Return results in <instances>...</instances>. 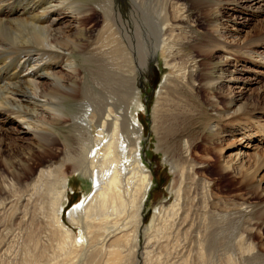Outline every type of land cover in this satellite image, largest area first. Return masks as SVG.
<instances>
[{
	"label": "bare ground",
	"instance_id": "6f19581e",
	"mask_svg": "<svg viewBox=\"0 0 264 264\" xmlns=\"http://www.w3.org/2000/svg\"><path fill=\"white\" fill-rule=\"evenodd\" d=\"M224 1L233 6L217 12L219 24L225 15L234 13L233 7H243L241 0L206 3L219 8ZM125 2L128 16L124 20L114 0H99L95 7L81 0H0V155L5 151L3 143L7 139L17 141L30 136L44 143L46 152L52 156V145L60 139L58 128L69 131L67 142H62L63 159L39 161L35 173L33 165H26V171L33 173L31 178L24 181L23 174H17L9 179L11 185L2 189L15 194L24 216V209L32 211L39 207L50 225L49 236L58 247L55 255L43 252L40 237L33 232L29 234L33 249L28 255L35 257L36 264H53L52 260L60 263L65 259L69 264H152L160 234L169 235L170 231L175 232L178 242L187 239L190 248L186 252L192 260H203L224 236L216 234L213 223L223 224L225 218L230 224L235 214L242 217L248 214L242 208L228 214L227 205L215 199L217 193L209 186L203 168L196 175L198 167L192 159L196 151L186 139L179 144V151L174 152L181 176L176 201L168 208L163 205L155 209L149 224L143 227L151 177L140 155L141 130L136 127V116L130 115L131 105L138 98V73L155 61L158 52L163 53L166 67L179 70L174 58L178 53L177 42L182 43L179 36L184 35L188 14L186 0ZM250 3L249 9L264 12L257 6L260 0ZM95 12L101 16L102 24L96 39L88 43L83 35ZM207 39L201 52L209 57L216 48L229 53L219 41L210 36ZM223 60L221 67L205 73L204 79L208 104L216 117L209 129L213 144L217 145L214 150L218 165L221 173L229 172L240 183L246 174L247 183L260 190L263 147L255 146V153L250 155L238 142L246 139L252 148L255 138L250 131L242 132L233 126L235 116L248 107L246 102L241 103L245 94L234 93V88L240 90L245 86L252 70L249 66L236 67L227 57ZM249 62L254 64L257 60L250 58ZM259 63L264 66V62ZM175 76H165L157 92L152 117L155 130L178 113L176 107L165 101L169 90H164ZM187 77L193 81V72L181 71L184 84ZM225 137H232L235 142L226 143ZM260 137L264 139V125ZM67 165L89 177L92 190L65 212ZM8 169V173H13ZM188 178L192 186L186 184ZM127 220L134 225L132 235L126 231ZM74 227L80 231L79 238ZM177 246L185 245L177 243ZM35 250H39L38 255L50 256L51 261H44L43 257L37 260Z\"/></svg>",
	"mask_w": 264,
	"mask_h": 264
},
{
	"label": "rangeland",
	"instance_id": "374dc122",
	"mask_svg": "<svg viewBox=\"0 0 264 264\" xmlns=\"http://www.w3.org/2000/svg\"><path fill=\"white\" fill-rule=\"evenodd\" d=\"M81 1L92 7H95V3L99 2V0ZM241 1L243 7L237 5L233 7L235 9L234 13L229 14V16L225 15L220 24L217 20L219 17L217 12L222 13L227 7L231 8L233 5L224 1L221 7L218 8L216 5H208L206 3L208 0H195L194 4H191L188 0L184 2L187 7L188 23L187 27L183 29L182 33L184 35L179 36L182 43L177 42L178 53L174 58L175 66L179 67V70L178 68L173 70L171 67H166L163 63V53L158 52L155 61H152L150 66L141 69V72L138 73L139 82L137 86L139 93L137 94V100L131 105L130 115L132 117L136 116L135 119L137 118L135 120L136 127L141 130L140 155L151 177V188L143 209V227L149 224L155 209H160L163 205L164 208H168L171 203L176 201V190L180 185L181 176L175 165L178 161L174 152L179 151V144L186 139L190 140L194 146V151H196V155L193 154L192 156L196 167H198L196 175L201 174L203 168L209 186L217 193L215 199L227 205L226 209L228 210L226 211L228 214L235 211L236 208L245 209L248 214L245 217L235 214L230 219V224L227 223L229 220H225V218L223 219L224 222H221L223 224L216 225L215 222L213 223L216 234L220 238L224 236L223 239L221 238L222 240L220 239V242L218 241L217 247H214V250L212 249L209 252V256L203 260H192V257L190 258V255L186 252L190 248L186 238L178 242L173 231H170L169 235L163 236L160 234L158 247L155 246L153 249V256L154 253L157 254L153 257L152 264H264V168L261 172L263 189L260 190L247 183L248 177H246V174L245 180L240 183L229 172H220L216 151L214 150L217 145L213 144V136L209 129L216 117L214 110L208 104V93L206 92L204 80L205 73H213L221 67L225 57L229 62L236 64L238 68H244V66L245 68L248 66L251 68L252 71L247 77V80L249 79L247 84L242 86L240 90L234 88L233 91L234 93L242 91L245 94L241 103H247V110L236 115L233 119L235 124H232L242 132L250 131L255 138L252 148H250V143L246 139H239L238 142L245 149H248L247 152L250 155H253L256 150L253 149L255 146V148L258 146V148L263 147L264 150V139L260 137L261 127L264 125V66L259 65V62H264V12L249 9L252 0ZM114 3L125 20L128 16L127 3L125 0H114ZM257 6L264 9V1L260 0ZM94 14L93 20L86 24L83 35L88 43H92L96 39L97 30L102 24L101 16L96 12ZM225 19H228V21H225ZM207 36L226 46L230 50H228L229 53L226 54L216 48L213 56L209 57L207 53L201 52L200 49L208 42ZM250 58L257 60V62L250 63ZM186 69L193 72L194 79L191 81L187 77V84H184L180 79V75L181 71L184 72ZM174 74L177 75L174 81L167 85L168 88L164 89L165 91L169 90L165 101L172 108L176 107L174 109L178 113L165 122L159 130H155L152 117L157 102V92L161 88L164 77ZM174 86L177 87L174 88ZM258 126L260 127L258 128ZM58 131L60 132V139L52 145V149L54 148L52 156H49L50 154L46 152L47 149L44 143L34 141L30 136H25L17 141L7 139L3 143L5 151L0 155V264H36L35 257L28 255V251L33 249L30 242L32 238L29 235L31 232L40 237L43 252L49 255H55L58 252L53 237L49 236L50 225L46 224L42 209L40 210L39 207L33 208L32 211L24 209L26 213L24 216L22 213L23 208L21 204H17L15 194L11 191L5 192L2 190L7 187V184L11 185L9 179L16 178L17 174H23L24 181L31 178L33 173L30 175L26 171V165H33L35 173L39 168V161L46 163L52 157H54L53 161L55 162L63 159L65 153L62 151V142H67L65 140L69 131L65 128H58ZM228 137L224 138V140L227 139L226 143L235 142L232 137ZM211 154L214 157H211ZM35 158H38L37 162L34 163L36 166L32 162ZM66 167L69 185L67 188L68 197L64 199L65 212L79 203L83 196H86L92 190V181L89 177L79 171L72 170L69 165ZM7 168H10L11 170L8 169V171L13 173H8ZM186 184L192 186L189 178L186 180ZM15 198L16 202L14 203ZM223 212H225L224 208ZM223 212L219 211V213ZM235 216L238 217L235 218ZM63 220L67 223L64 217ZM125 227L127 233L132 235L133 223L127 220ZM73 230L76 238H79V229L74 227ZM26 232H28V237ZM26 243H28L27 246ZM143 243L144 237L141 236L140 245H143ZM177 243L185 245L186 248H184L185 246L178 248ZM38 252L39 250L33 252L37 256V260L44 258V261H51L50 256L47 258V256L38 255ZM170 252L171 255H169ZM186 254L188 255L185 256ZM65 261L59 263V261L52 260L50 263H70L69 260L65 259Z\"/></svg>",
	"mask_w": 264,
	"mask_h": 264
}]
</instances>
